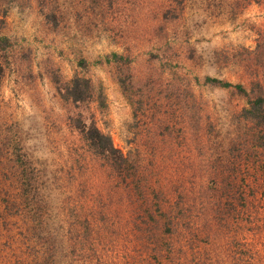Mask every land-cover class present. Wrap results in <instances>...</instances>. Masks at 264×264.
Returning <instances> with one entry per match:
<instances>
[{
  "label": "rangeland",
  "instance_id": "obj_1",
  "mask_svg": "<svg viewBox=\"0 0 264 264\" xmlns=\"http://www.w3.org/2000/svg\"><path fill=\"white\" fill-rule=\"evenodd\" d=\"M0 34V264H264V0H0Z\"/></svg>",
  "mask_w": 264,
  "mask_h": 264
},
{
  "label": "trees",
  "instance_id": "obj_2",
  "mask_svg": "<svg viewBox=\"0 0 264 264\" xmlns=\"http://www.w3.org/2000/svg\"><path fill=\"white\" fill-rule=\"evenodd\" d=\"M8 45V37L0 34V47H6ZM2 69V64L0 62V70ZM209 79H216L210 78ZM87 84V78L80 77L78 75L73 76L69 79L66 87V95L77 100L83 97V84ZM223 85H235L236 87H241L240 84H232L229 81L221 82ZM263 100V97H259ZM259 100V101H260ZM82 135L87 139L90 146L98 153L105 155L107 158H117L119 155L122 156L121 150L116 147L109 134L102 132L95 124L91 123L87 127L80 128Z\"/></svg>",
  "mask_w": 264,
  "mask_h": 264
}]
</instances>
